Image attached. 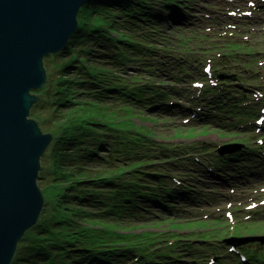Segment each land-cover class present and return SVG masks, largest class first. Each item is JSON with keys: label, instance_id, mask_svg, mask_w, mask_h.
<instances>
[{"label": "trees", "instance_id": "trees-1", "mask_svg": "<svg viewBox=\"0 0 264 264\" xmlns=\"http://www.w3.org/2000/svg\"><path fill=\"white\" fill-rule=\"evenodd\" d=\"M187 10L186 0H91L80 8L79 26L68 44L47 55L58 66L56 73L44 58L47 80L34 91L41 98L30 116L40 126L47 121V131L54 135L41 157L38 176L45 203L38 222L20 239L11 264H264V247L251 241L230 243L257 234L264 220L230 232L218 217L188 220L193 217L186 209L206 203L208 184H231L246 170L256 175V165L264 163L258 144L251 145L244 133L245 146L230 154H219L217 146L166 141L153 153V131L135 121L137 107L155 111L160 105L176 104L171 102L172 91L164 87L171 83L159 80L157 70L169 67V60H163L172 56L177 62L173 81L181 84L189 76L192 52L171 55L176 51L169 37L176 34L184 49L196 44L197 32L191 36L179 27L185 24ZM249 47L236 41L223 48L222 55L236 56L237 50ZM243 60L252 66L256 58ZM137 61L139 67L133 65ZM130 65L134 73L127 72ZM210 66L208 72L215 68V81L200 89L202 100L208 97L199 113L218 120L233 116L239 119L233 126L259 118L264 92L259 93L263 106L257 110L246 89L251 81L219 69L229 67L227 61ZM232 73L235 80L219 79ZM190 78L189 85L195 81L194 75ZM196 97L192 96L194 106H203ZM36 108H46L48 114L40 117ZM257 127L263 145L264 123ZM253 157L256 165L250 162ZM146 214L163 216L169 226L166 233L137 231L139 221L150 218ZM194 222L201 231L190 225Z\"/></svg>", "mask_w": 264, "mask_h": 264}, {"label": "rangeland", "instance_id": "rangeland-1", "mask_svg": "<svg viewBox=\"0 0 264 264\" xmlns=\"http://www.w3.org/2000/svg\"><path fill=\"white\" fill-rule=\"evenodd\" d=\"M186 5H188V12L185 14V24H179V27H182L183 32L191 36L197 32L196 44H191L192 46L190 48L184 49L179 46V39L176 34L171 32L169 33V37L172 40L173 49L176 51L170 52L171 55L187 56L185 51L192 52L189 57L194 59V61L190 63V66L186 64L189 67L190 74L184 78L185 82L181 84L174 82L173 73L177 69V62H174L175 57L172 58V56L166 57L163 60H169L166 63L169 64V67L164 65L163 69L157 70L159 80L167 84L171 83V86L165 84L166 86L164 87L172 91L174 98L171 102H176V104L169 108L167 107L168 105H160L154 108L155 111L147 109L149 113L138 107L136 109L135 116L137 117L135 121L144 130L150 131L151 134L153 131V135L155 136V141H153L154 144H152L150 152L158 153L157 144L162 141L179 144L180 146L191 144L198 146L207 145L206 147H213L215 149L216 146L225 143L243 142L242 136L244 133L250 138L251 145H254V142H256L258 144L257 147L264 152V147H260L264 146V144H259V139L263 135L261 133L262 131L257 127L260 123H257L256 119L251 120V123L248 121L249 123L243 124V126H233V123H236L234 121H239V119L234 120L233 116L230 118L225 116L224 119L218 120L217 118L210 117L207 112L199 113L200 109L205 107L204 101L208 97L205 96L204 100H202L200 97L202 93L200 89L206 83L209 84L215 81L211 78V74L215 68L213 69L212 67L211 72H207L206 69L211 68V63L217 64L218 61L221 63L227 61L229 65L227 68L219 67V69L228 72L234 71L238 75L247 78V82L251 81L249 82V85L250 83L251 85H247L246 87L250 93V101H252L254 108L257 110L263 106L260 100L261 94L259 93L264 92V0H186ZM238 8L241 9L240 11L242 13L249 11L252 15L246 16V13L242 14L243 16L229 14L231 11L238 12ZM236 41L244 46H250L249 51L242 49L240 52L237 50L236 56H223V48ZM92 43L93 41L89 42L90 45ZM250 48L253 50H250ZM247 52L257 53L248 54ZM255 58L256 61L252 66L246 65L243 60H254ZM45 61L48 69L56 73L58 66L53 58L48 56ZM182 61L185 62L184 60ZM137 63L139 62H134L133 65L139 67ZM133 65H130L126 69L128 73H134L136 71ZM204 71L208 73V76L204 74ZM142 72L144 73V71ZM53 73L51 75L55 78ZM235 73H232L234 75L233 77H229L231 80L237 78ZM145 75L152 77L147 72ZM191 75H194L195 81L189 85L190 82L188 83V81L191 79ZM255 76H258V78L254 79ZM192 93L198 96L195 100L198 99L197 103L201 101L203 106H194L195 102L192 101ZM37 111L40 117L48 114V112H45L47 111L46 108L45 110L36 108ZM240 121L244 120L242 119ZM43 122L41 126L43 125L44 129H47V121L45 123ZM236 125H239V123L237 122ZM254 128L258 131L254 130ZM255 160L257 161V158L251 159L250 162L254 165ZM259 160L264 162L260 157ZM261 165H264V163L256 165L254 172L256 175H252L249 170H246V173L241 177H235L231 184L217 188L208 184L206 189L210 191H208L209 197L206 198V203L202 207H199V209L186 208L188 213L191 214L190 216L193 217L192 219L188 218V220H203L204 218L210 219L218 217L220 221L228 225L226 227L229 228L230 232H232V228L239 227L242 224L253 223L259 226V223L256 221L259 219L264 220V167L259 168ZM40 186H43V183ZM146 215L150 218L139 221L140 228L137 231H149L152 229L153 231L161 230L166 233L169 226L165 221L163 222L165 219L163 216L160 218L157 216L153 217L150 214ZM152 222L154 223L152 224ZM190 225H195L196 232L201 231L198 222L191 223ZM255 230H260L257 234L264 235V228ZM251 242L255 244V247H264V243L260 241ZM231 262L232 264L237 263L235 260Z\"/></svg>", "mask_w": 264, "mask_h": 264}, {"label": "water", "instance_id": "water-1", "mask_svg": "<svg viewBox=\"0 0 264 264\" xmlns=\"http://www.w3.org/2000/svg\"><path fill=\"white\" fill-rule=\"evenodd\" d=\"M89 1L0 0V264H11L45 203L38 176L54 135L30 116L41 98L33 91L47 80L44 58L68 44L79 26L80 8ZM244 146L230 142L217 150L224 155ZM247 241L264 243V235L232 240Z\"/></svg>", "mask_w": 264, "mask_h": 264}, {"label": "bare ground", "instance_id": "bare-ground-1", "mask_svg": "<svg viewBox=\"0 0 264 264\" xmlns=\"http://www.w3.org/2000/svg\"><path fill=\"white\" fill-rule=\"evenodd\" d=\"M30 117V116H29Z\"/></svg>", "mask_w": 264, "mask_h": 264}]
</instances>
